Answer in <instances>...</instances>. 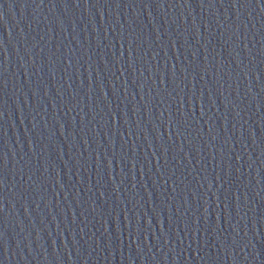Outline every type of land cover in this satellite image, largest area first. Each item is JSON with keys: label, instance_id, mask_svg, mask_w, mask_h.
I'll use <instances>...</instances> for the list:
<instances>
[{"label": "water", "instance_id": "95a60500", "mask_svg": "<svg viewBox=\"0 0 264 264\" xmlns=\"http://www.w3.org/2000/svg\"><path fill=\"white\" fill-rule=\"evenodd\" d=\"M0 264H264V0H0Z\"/></svg>", "mask_w": 264, "mask_h": 264}]
</instances>
